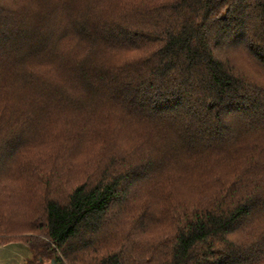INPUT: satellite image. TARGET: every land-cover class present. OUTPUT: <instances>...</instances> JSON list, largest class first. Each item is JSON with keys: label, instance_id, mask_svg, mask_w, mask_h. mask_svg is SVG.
Segmentation results:
<instances>
[{"label": "trees", "instance_id": "obj_1", "mask_svg": "<svg viewBox=\"0 0 264 264\" xmlns=\"http://www.w3.org/2000/svg\"><path fill=\"white\" fill-rule=\"evenodd\" d=\"M0 45V244L264 264V0H0Z\"/></svg>", "mask_w": 264, "mask_h": 264}, {"label": "water", "instance_id": "obj_2", "mask_svg": "<svg viewBox=\"0 0 264 264\" xmlns=\"http://www.w3.org/2000/svg\"><path fill=\"white\" fill-rule=\"evenodd\" d=\"M30 252V256H25L23 253ZM34 250L30 245L22 241H11L0 244V264H26L29 259L34 256ZM27 255V254H26ZM22 258L25 261L22 263Z\"/></svg>", "mask_w": 264, "mask_h": 264}, {"label": "rangeland", "instance_id": "obj_3", "mask_svg": "<svg viewBox=\"0 0 264 264\" xmlns=\"http://www.w3.org/2000/svg\"><path fill=\"white\" fill-rule=\"evenodd\" d=\"M97 151H99V148H98V146H96V148L94 149V150H92L91 152H90V155H83V153L82 154H79L80 153V151L78 150V152L76 153H74V156L73 157H71V159H70V162H69V164L65 167V169H66V172L68 171V172H70V173H72L73 171H79V170H81V171H90V169H91V167H92V165H93V163H94V156H95V154L97 153ZM72 175V174H71ZM73 176V175H72ZM74 178H76L75 176H73ZM60 181L61 180H58V179H55V181L52 183L51 182V186H55V187H57L58 188V190L60 191V190H64L63 189V185L62 184H60ZM26 233H22V234H17V236L18 235H25ZM21 237V236H20ZM23 242V241H22ZM25 243V242H24ZM27 244V243H26ZM27 254V255H26ZM23 255H24V257L25 256H30L31 255V253L30 252H28V253H23ZM22 263L25 261V258H22Z\"/></svg>", "mask_w": 264, "mask_h": 264}, {"label": "snow or ice", "instance_id": "obj_4", "mask_svg": "<svg viewBox=\"0 0 264 264\" xmlns=\"http://www.w3.org/2000/svg\"><path fill=\"white\" fill-rule=\"evenodd\" d=\"M0 50H2V45H0ZM7 147H8L7 141L0 142V160L3 159L4 153ZM262 199H264V197H262ZM261 210L264 211V205H262Z\"/></svg>", "mask_w": 264, "mask_h": 264}]
</instances>
